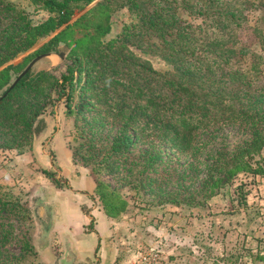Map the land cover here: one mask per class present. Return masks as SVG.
<instances>
[{
    "label": "trees",
    "instance_id": "16d2710c",
    "mask_svg": "<svg viewBox=\"0 0 264 264\" xmlns=\"http://www.w3.org/2000/svg\"><path fill=\"white\" fill-rule=\"evenodd\" d=\"M30 1L48 16L35 22L12 1L0 0V67L59 29L39 54L64 41L73 45L71 64L60 79L32 68L3 98L12 80L9 70L0 73V139L8 149L18 155L31 150L33 125L43 110L40 99L45 102L53 88L56 100L65 96L67 117L89 115L80 118L81 127L75 125L80 143L73 157L89 163L96 175L124 184L132 176L127 183L131 192L196 206L238 174L261 172L257 156L264 148V55L253 48L264 51V38L243 13L253 8L264 16V0H101L78 20L89 32L74 40L67 23L75 10L95 0ZM123 8L130 22L104 41L109 18ZM145 55L158 57L170 70L157 72ZM19 94L36 103L26 99L15 107ZM226 127L240 134L229 153L218 134ZM217 138V150L194 188L190 173L196 165L191 162ZM140 140L165 142L190 161L179 173L171 166L161 170L157 152L135 153ZM139 163L141 169L136 168ZM96 190L107 216L117 217L125 209L119 191L98 181ZM30 217L27 207L0 186V264L35 254L23 236L18 240L21 254L8 251L17 235L14 225L21 227Z\"/></svg>",
    "mask_w": 264,
    "mask_h": 264
},
{
    "label": "rangeland",
    "instance_id": "374dc122",
    "mask_svg": "<svg viewBox=\"0 0 264 264\" xmlns=\"http://www.w3.org/2000/svg\"><path fill=\"white\" fill-rule=\"evenodd\" d=\"M10 1L24 9L35 22L48 16L47 12L39 9L30 0ZM100 1L95 0L81 10L74 11L67 23L71 39L89 32L90 29L78 20ZM243 14L248 25L261 30L264 38L262 11L249 8ZM129 22L130 16L126 8L114 12L109 18L110 31L103 40L115 38ZM198 23L199 20H194V24ZM60 30L38 40L29 50L1 66L0 73L9 70L12 84L35 57L43 54H39L40 49ZM61 46L68 48L61 63L52 66L50 60L42 59L32 68L60 79L71 64L69 56L73 45L60 41L55 50L48 52L57 53ZM253 50L264 55V51L258 46H254ZM144 57L157 72L165 73L170 70L158 57ZM3 90L4 88H0V94ZM46 96L45 102L44 97L40 99L43 110L33 125L36 133L30 151L18 155L14 150L8 149L0 139L2 191L17 197L31 216L23 226L14 225L17 235L8 251L13 256H19L21 253L18 240L23 236L31 244L35 254L24 255L15 264H264V148L257 156L260 173L238 174L218 190L214 197L200 201L201 204L176 206L158 202L150 194L131 192L127 183L133 181L132 176L124 184L110 175L94 174L89 163L74 158L73 149L80 143L75 125L81 127L84 121L80 118H87L89 115L67 117L65 96L56 100L53 88L48 90ZM26 99L36 103L27 94H19L15 107L24 105ZM130 132L134 135L133 131ZM218 134L223 136L228 153L240 142V134L233 127L223 128ZM219 140L220 138L214 140L203 155L193 160L196 162H191L196 165L193 169L196 172L190 173L194 188L203 177L205 166L210 162V154L217 150L215 141ZM145 150L157 152L161 160L158 168L161 170H165V166H171L179 173V167L190 161L186 153L178 152L162 141L140 140L135 153ZM140 165L141 163L136 168L141 169ZM81 178H89L94 184L93 193L90 195L91 207H98V212L107 220L108 226L104 231L96 230L97 217L91 215L85 205L81 206L77 215H69L73 221L70 227H59L66 222L59 215L61 210L54 202L65 201V198L77 193L84 197L83 192L74 191L70 182L71 179L78 181ZM96 181L107 185L108 190L121 193L126 207L117 217L105 214L97 194ZM178 184L179 181L175 183V187ZM39 202L46 205L51 212V226L46 238L42 237L40 224L33 215ZM54 211L57 213L54 219L57 224L55 228Z\"/></svg>",
    "mask_w": 264,
    "mask_h": 264
},
{
    "label": "crops",
    "instance_id": "0c3cea01",
    "mask_svg": "<svg viewBox=\"0 0 264 264\" xmlns=\"http://www.w3.org/2000/svg\"><path fill=\"white\" fill-rule=\"evenodd\" d=\"M62 173L65 174L63 171ZM66 175V174H65ZM71 186H73L74 191L77 192H83L84 197L80 196V193L77 194H72L71 196L65 198V201L62 200H57L55 201L54 205H57V207L60 208L61 213L59 215H62L63 219H65L66 224H62L59 226L61 228L65 229V226H69L73 224L72 218H70V214L77 215L78 212H80L81 206H86L90 212L91 215H95L97 217L96 222L97 225H95L96 230L101 231L105 230V228L108 226L107 220L103 217V214L98 212V207L93 206L91 207L92 201L90 200V195L93 193L94 190V184L93 182L88 178V180H84L81 178L78 181H73L72 179L70 180ZM74 182V183H73ZM53 215V228L56 227V223L54 222V219H56V211H54ZM69 216V217H68ZM101 229V230H100Z\"/></svg>",
    "mask_w": 264,
    "mask_h": 264
},
{
    "label": "water",
    "instance_id": "95a60500",
    "mask_svg": "<svg viewBox=\"0 0 264 264\" xmlns=\"http://www.w3.org/2000/svg\"><path fill=\"white\" fill-rule=\"evenodd\" d=\"M68 52V48L66 46H61L58 48L57 53H45L42 55H39L35 57L25 68L24 70L18 75V77L14 80V82L11 84V86L8 88L7 92L1 97H5V95L11 91L16 83L24 77L29 70L40 60L42 59H48L51 61L52 66L57 65L58 63H61L65 59V55ZM46 70V69H44ZM0 98V99H1ZM34 217L38 220L40 224V228L42 231V237H47L49 231H50V226H51V212L49 208L44 205L42 202H39L36 204V207L33 212Z\"/></svg>",
    "mask_w": 264,
    "mask_h": 264
}]
</instances>
